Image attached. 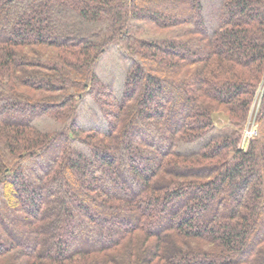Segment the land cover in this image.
<instances>
[{"label": "trees", "instance_id": "obj_1", "mask_svg": "<svg viewBox=\"0 0 264 264\" xmlns=\"http://www.w3.org/2000/svg\"><path fill=\"white\" fill-rule=\"evenodd\" d=\"M0 205V264H264V0H0Z\"/></svg>", "mask_w": 264, "mask_h": 264}, {"label": "rangeland", "instance_id": "obj_2", "mask_svg": "<svg viewBox=\"0 0 264 264\" xmlns=\"http://www.w3.org/2000/svg\"><path fill=\"white\" fill-rule=\"evenodd\" d=\"M118 71V67L117 65L114 63V58L112 57H108L106 59V61L104 62H101L100 64V68H99V73H100V76L106 81V82H111L112 83V86H113V90L119 88V79H121V77L119 76V73H117ZM119 72V71H118ZM115 73V74H114ZM114 74L115 76V81L112 80V75ZM112 80V81H111ZM117 94V93H116ZM262 96V92H258V96L256 97V100H255V103L253 104V108L250 112V116H249V119H248V131H252V129L254 128V130H256V136L254 135H251V139L257 137L258 135V132H257V126H256V122H255V117L258 113V109H259V104H257L260 100ZM257 102V103H256ZM257 104V105H255ZM246 128V129H247ZM253 130V131H254ZM251 133V132H249ZM253 133V132H252ZM244 134H246V132H244ZM254 136V137H253ZM248 141H246L244 139V136H243V142H242V147L245 148L246 145H247ZM27 176V175H26ZM27 180H29V176L26 177ZM1 206V205H0ZM2 209V208H0ZM2 219H4L5 222L7 223H10L9 222V219L6 215H1ZM9 225V224H8Z\"/></svg>", "mask_w": 264, "mask_h": 264}, {"label": "built area", "instance_id": "obj_3", "mask_svg": "<svg viewBox=\"0 0 264 264\" xmlns=\"http://www.w3.org/2000/svg\"><path fill=\"white\" fill-rule=\"evenodd\" d=\"M254 128L252 129V131H248V128H247V130L245 131L246 132V134H244V139L246 140V141H250V139H251V135H254V136H256V130H254ZM249 132H251V133H249ZM253 132V133H252ZM253 136V137H254Z\"/></svg>", "mask_w": 264, "mask_h": 264}]
</instances>
